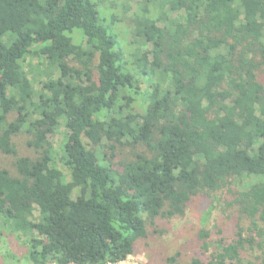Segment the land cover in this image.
I'll return each mask as SVG.
<instances>
[{
  "label": "trees",
  "instance_id": "obj_1",
  "mask_svg": "<svg viewBox=\"0 0 264 264\" xmlns=\"http://www.w3.org/2000/svg\"><path fill=\"white\" fill-rule=\"evenodd\" d=\"M124 1L132 52L101 0H0L3 257L149 255L150 229L227 192L223 237L194 230L165 264H264V0ZM22 133L36 156L19 154ZM243 178L253 180L236 188Z\"/></svg>",
  "mask_w": 264,
  "mask_h": 264
},
{
  "label": "rangeland",
  "instance_id": "obj_2",
  "mask_svg": "<svg viewBox=\"0 0 264 264\" xmlns=\"http://www.w3.org/2000/svg\"><path fill=\"white\" fill-rule=\"evenodd\" d=\"M95 1V0H93ZM140 0H136L139 2ZM97 3V2H96ZM126 3L124 0H101V4H98L97 8L100 13L105 17L107 22L111 21V16H116L115 24H113V29L117 34L118 40L122 42L126 52L135 51L137 46L132 45L135 36L134 24L131 19H133L134 10L125 12L124 7ZM109 17V18H108ZM110 19V20H109ZM139 38V37H138ZM36 60H31L30 64L34 66ZM26 69H30L26 66ZM32 74L30 75V78ZM33 78V77H32ZM45 79V78H44ZM259 79L264 82V73L259 75ZM37 90H40L41 85L38 82L34 83ZM141 87L145 89L147 87V81L141 80ZM67 131L64 126H61L58 133L50 136V141L53 143L54 147L59 151L66 141ZM29 137L26 133H22L14 138V142L18 146L19 154L24 156H36L35 151L27 145ZM130 149L122 148L121 155H127ZM101 153V152H100ZM12 157L2 156L0 159V166L8 167L10 166ZM58 168L63 170L67 174V181L69 180L68 171L62 166L58 159ZM251 178H243L242 182L238 184L236 182V188H243L245 184H249ZM227 193V192H226ZM223 195H217L212 203L208 207H203L198 209L194 204H189L186 208L184 217H174L170 220H165L159 224L157 228L160 233L154 234L153 229L151 232V242L154 247L153 252L149 255L144 252L143 249L136 254L132 255L126 262V264H165V256L171 251L182 250L185 244L193 243V231L206 229L212 233V239L218 240L223 236L220 235L218 229H226L229 225V221L226 219L224 201L231 199L230 193ZM79 195L78 190H74L73 197L76 198ZM231 236V235H230ZM229 236V237H230ZM24 236H21V240H25ZM229 239V238H228ZM5 251L2 250L0 246V264H10L8 260H5ZM11 264H16L12 262ZM22 264V263H18Z\"/></svg>",
  "mask_w": 264,
  "mask_h": 264
},
{
  "label": "built area",
  "instance_id": "obj_3",
  "mask_svg": "<svg viewBox=\"0 0 264 264\" xmlns=\"http://www.w3.org/2000/svg\"><path fill=\"white\" fill-rule=\"evenodd\" d=\"M131 256H132V255H131ZM131 256L127 257V259H125L124 261H121V262H119V263H117V264H126L127 260H128ZM105 264H113V263L107 262V263H105Z\"/></svg>",
  "mask_w": 264,
  "mask_h": 264
}]
</instances>
